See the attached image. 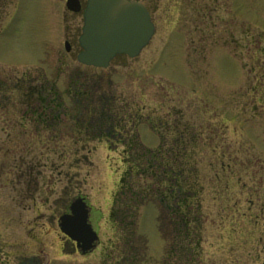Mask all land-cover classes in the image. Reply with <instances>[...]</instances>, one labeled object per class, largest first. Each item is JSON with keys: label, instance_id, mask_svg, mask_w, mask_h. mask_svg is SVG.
Segmentation results:
<instances>
[{"label": "rangeland", "instance_id": "374dc122", "mask_svg": "<svg viewBox=\"0 0 264 264\" xmlns=\"http://www.w3.org/2000/svg\"><path fill=\"white\" fill-rule=\"evenodd\" d=\"M55 1H20L14 21L0 36V65L31 68L39 64L44 44L51 47L60 33V5ZM160 6L161 16H153L154 36L138 57L122 62L124 66L114 61L101 71L85 68L65 55L62 68L44 74L56 81L62 93L75 72L98 76L143 115L172 114L193 125L200 137L206 187L196 264H264V0H161ZM19 74L0 71L5 87L0 88V141L14 145L8 152L0 151V246L12 255L19 248L18 254L28 259L37 254V242L47 232L49 264H98L93 254L53 255L48 239L57 232L55 223L43 232L30 229L33 195L48 208L70 167L58 161L55 152L79 148L82 143L66 123L51 131L12 125L20 115L6 103L19 96L12 88ZM136 132L143 146H158L157 134L146 123L139 124ZM108 138L117 147L99 143L89 161L82 158L88 152L81 150L79 166L69 171L70 176L76 172L78 179L70 193L86 195L98 210L92 223L104 242L113 238L106 217L117 189L124 147ZM28 156L48 161L38 168V190L26 183L20 195L18 186L8 183L14 164ZM67 157L71 160L72 156ZM138 233L147 241V264H159L163 241L154 205L141 207Z\"/></svg>", "mask_w": 264, "mask_h": 264}, {"label": "trees", "instance_id": "16d2710c", "mask_svg": "<svg viewBox=\"0 0 264 264\" xmlns=\"http://www.w3.org/2000/svg\"><path fill=\"white\" fill-rule=\"evenodd\" d=\"M33 78L30 88L22 91L27 97L50 99L51 109L39 112L47 115L42 121L50 128L66 123L79 143L110 142L108 137L113 136L124 146L123 169L108 218L114 240L122 244L114 256L125 264H147V241L138 233V220L141 207L152 204L163 241L161 264H196L206 187L194 126L172 114L141 115L140 109L117 96L109 81L92 74L73 73L63 93L55 80L41 73ZM141 122L157 133L156 148L140 143L135 129Z\"/></svg>", "mask_w": 264, "mask_h": 264}, {"label": "flooded vegetation", "instance_id": "af4514ba", "mask_svg": "<svg viewBox=\"0 0 264 264\" xmlns=\"http://www.w3.org/2000/svg\"><path fill=\"white\" fill-rule=\"evenodd\" d=\"M21 0H0V36H4L14 21L15 17L14 14L19 9V4ZM59 2V18L61 22V29L60 33L57 34L54 43H52L51 47H48L44 44L42 48L41 58L39 60V64L36 66L35 70L30 67H25V65H13V64H2L0 65V71H7L14 74H19V78L17 81L14 82L12 86L13 89H16L14 93L19 94L18 97L9 98L7 101L8 109L10 106L18 109L17 115H20L19 121L17 123H13V126L16 124L21 128L26 125H32L36 130L39 129L38 127L41 126V131H51L48 123L43 122L42 120L47 117L43 113H39L40 111H45L47 109H51V102L49 98H39V97H27L25 96L26 92L22 91L24 89H29L30 86L34 83L33 73H44V72H51L52 70L58 71L60 68L63 67V58L65 55L70 58L72 61H75L76 56L82 51V48L79 43V37L81 33V27L83 22V11L85 8V4L87 0H76L79 5V11L73 12L69 11L66 8V0H56ZM55 1V2H56ZM65 1V2H64ZM141 3L144 8L148 11L151 21L156 29V25L153 19V16L159 15L161 16V0H135ZM65 9V11H64ZM69 17V18H68ZM67 26H66V25ZM191 42L193 40H190ZM129 59L126 56H117L114 61H118L121 64L126 63ZM56 65L53 66V63ZM123 62V63H122ZM111 65V64H110ZM109 65V66H110ZM124 66V64H123ZM1 86L5 88L0 83ZM7 87H10L8 85ZM21 90L20 92L17 91ZM11 121V119H10ZM11 131L6 133V136L9 137ZM112 143H119L118 140L114 139L113 136ZM106 145H111V147H117L118 144H111L106 143ZM0 151L4 149V152H8L13 148L14 145L10 146L6 144L3 140L0 141ZM103 143V139L100 140L98 143H94L92 145L82 144L81 147L77 148L74 147H65L59 152L56 153V159L60 161L62 164L66 163L70 166L69 169L64 173V179L62 181L63 186H61L58 195L53 199L52 204H48V208H43L44 205L47 203H40L37 202L35 196L33 195L32 204L30 206L31 210L30 216H32V225L30 229H37L39 232H43L44 229H53L54 223L56 224L57 232H55V236H49V244L51 245V249L53 250V255L59 256H69L77 254L80 256H86L88 254L97 255V263L98 264H125L124 262L120 261L117 256H114L119 252L121 243L109 239L108 241L100 240V233L99 231L93 227L92 223V216L98 213V210L89 202V199L86 195L82 193H76L73 195L70 193L75 189L77 186V173L74 172L73 175L70 176V169H76V166H79V158L77 153L79 151H86V155L82 158L87 159L92 151L95 150L97 144ZM120 145V144H119ZM108 147V146H107ZM73 148V149H72ZM81 148V149H80ZM69 150V151H68ZM73 152V153H70ZM28 153V152H27ZM67 155L72 156L71 160L67 157ZM42 161V160H41ZM35 161L34 158L28 156L24 161L21 163L14 164L15 167L11 169V179L8 184L17 185L18 192L20 195L23 193L24 187L26 183L32 189L38 190V182L37 179L39 178L41 172L38 170L39 167H42L40 163H47L48 159H44V161ZM43 168V167H42ZM76 175V176H75ZM0 176H1V169H0ZM17 182V183H16ZM14 188V187H13ZM30 190V189H28ZM81 204L84 206V209L87 212V222L92 225L93 231L96 235V240L93 241L92 245L89 249L83 251L77 243L68 238L67 236L63 235L60 232V223L61 218L66 216H72V210L74 207ZM45 209V210H44ZM110 229V226H107ZM53 232V231H52ZM54 233V232H53ZM43 234V233H42ZM40 234V235H42ZM49 233L45 232V235L40 237V241L37 242L39 245L37 248V254L31 255L28 259H25L24 256L18 254V249H13V255L11 252H4L2 246H0V264H44L45 261L50 263V255L46 251V241ZM39 237V235H38ZM37 237V238H38ZM36 238V239H37ZM22 249V248H20ZM12 256V259H9V255ZM6 255V256H4ZM8 256V257H7Z\"/></svg>", "mask_w": 264, "mask_h": 264}, {"label": "water", "instance_id": "95a60500", "mask_svg": "<svg viewBox=\"0 0 264 264\" xmlns=\"http://www.w3.org/2000/svg\"><path fill=\"white\" fill-rule=\"evenodd\" d=\"M68 10L77 12L76 0H67ZM154 34L145 8L132 0H87L79 38L82 52L76 60L86 66L106 68L118 55L136 57ZM60 230L83 251L90 248L96 235L87 223V212L78 204L72 216L61 218Z\"/></svg>", "mask_w": 264, "mask_h": 264}]
</instances>
